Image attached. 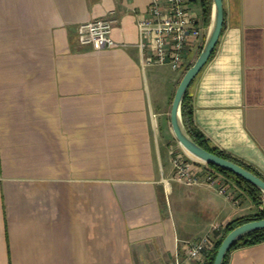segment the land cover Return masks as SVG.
<instances>
[{"label": "crops", "instance_id": "1", "mask_svg": "<svg viewBox=\"0 0 264 264\" xmlns=\"http://www.w3.org/2000/svg\"><path fill=\"white\" fill-rule=\"evenodd\" d=\"M149 1L0 0V264H170L186 240L211 231L215 243L256 210L226 175L237 201L173 178L184 70L143 64L137 20ZM223 7L190 84L194 122L264 178V0ZM110 13L118 45L78 44L79 23ZM227 264H264V240L232 248Z\"/></svg>", "mask_w": 264, "mask_h": 264}, {"label": "built area", "instance_id": "2", "mask_svg": "<svg viewBox=\"0 0 264 264\" xmlns=\"http://www.w3.org/2000/svg\"><path fill=\"white\" fill-rule=\"evenodd\" d=\"M202 10L201 0H150L147 8L138 14L137 20V46L143 64H168L173 70H184L189 62L188 52L199 51L204 42L206 32ZM116 22V16L110 13L79 23L78 44L90 45L93 49L115 47L119 43L111 33ZM171 160L173 178L178 182L188 186L206 183L215 186L220 194L237 201L228 179L206 162L175 146L171 151ZM263 205L264 201L260 207ZM217 229L220 230V226L213 227V231ZM213 246L211 231L186 240L183 256L177 254L170 264H190L191 260H203Z\"/></svg>", "mask_w": 264, "mask_h": 264}, {"label": "water", "instance_id": "3", "mask_svg": "<svg viewBox=\"0 0 264 264\" xmlns=\"http://www.w3.org/2000/svg\"><path fill=\"white\" fill-rule=\"evenodd\" d=\"M224 23L223 0H212L208 31L198 56L185 70L173 97L170 110L171 129L176 140L196 158L221 167L246 179L264 194V179L245 168L243 165L211 152L198 144L188 133L182 118V102L185 94L198 72L202 69L212 54L222 31ZM264 218L253 219L237 225L231 229L221 241L212 264H223L225 255L232 245L246 234L263 229Z\"/></svg>", "mask_w": 264, "mask_h": 264}, {"label": "trees", "instance_id": "4", "mask_svg": "<svg viewBox=\"0 0 264 264\" xmlns=\"http://www.w3.org/2000/svg\"><path fill=\"white\" fill-rule=\"evenodd\" d=\"M211 2H212V0H201L203 14H204L207 22H209V20H210ZM191 64H192L191 62L187 63L186 67L184 68V72ZM189 88H190V86H189ZM189 88H188V90L185 94V97L183 99V102H182V118H183V122H184L186 129H187L188 133L190 134V136L198 144H200L202 147H204L205 149H207L211 152L217 153L223 157L229 158V159L243 165L245 168L253 171L254 173H256L257 175H259L260 177L263 178V176L257 170L252 168L250 165H247L246 163H244V162L240 161L239 159L235 158L234 156H232L230 153H228V152L214 146L213 144H211L210 141L202 133V131L195 125L194 116H193L192 94H191ZM174 140L177 142L175 137H174ZM186 152H188V151L186 150ZM188 153L191 154L190 152H188ZM191 156H193V155L191 154ZM193 157H195V156H193ZM207 164L210 165L212 168L220 171L224 175H226L227 178L229 180H231L235 186L240 188L243 192L247 193L248 196L251 198V201L254 203V205L256 207V210L253 213H251L249 215L237 217V218L227 222L223 226V231H222L221 236L215 240L213 248L210 250V252L207 255V260H208L207 264H212L213 260L215 258L217 249H218L221 241L223 240L224 236L231 229H233L234 227H236L239 224H242L244 222H247V221L253 220V219L264 218V205H263V207H260L261 204H263V200H262L263 193H262V191L260 189H258L256 186H254L252 183H250L246 179L234 174L233 172H230L228 170H225V169L218 167L216 165H213V164H209V163H207ZM263 240H264V228L246 234L245 236L240 238L238 241H236L232 245V247L229 249V251L225 255L223 264H227L228 255H229V252L232 248H234L236 246H240V245L253 244V243L261 242Z\"/></svg>", "mask_w": 264, "mask_h": 264}, {"label": "rangeland", "instance_id": "5", "mask_svg": "<svg viewBox=\"0 0 264 264\" xmlns=\"http://www.w3.org/2000/svg\"><path fill=\"white\" fill-rule=\"evenodd\" d=\"M198 10L200 11L199 6H198ZM191 57H194V53L192 54ZM164 69H165L166 72H167V73H166L167 76H169V75L171 76L172 74L177 73V72H175L174 70H172L170 66H167V67L164 68ZM166 74H165V75H166ZM172 141H173V142H172L173 144L176 143L177 145H179L178 147H180L181 149H183V150L186 152V150H185L184 148H182V146L179 144L178 141L176 142V141L174 140V138L172 139ZM187 153H188V152H187ZM188 154H189V153H188ZM190 155H191V154H190ZM222 174H223V173H222ZM223 175H224V174H223ZM171 183H172L173 185H177V183L174 182V181H171ZM262 200L264 201V194H263V196H262Z\"/></svg>", "mask_w": 264, "mask_h": 264}]
</instances>
